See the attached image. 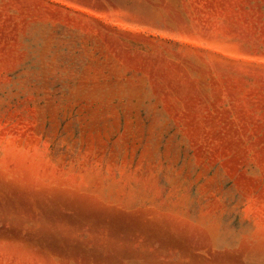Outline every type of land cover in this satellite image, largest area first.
Segmentation results:
<instances>
[{
  "label": "rangeland",
  "instance_id": "obj_1",
  "mask_svg": "<svg viewBox=\"0 0 264 264\" xmlns=\"http://www.w3.org/2000/svg\"><path fill=\"white\" fill-rule=\"evenodd\" d=\"M0 264H264V0H0Z\"/></svg>",
  "mask_w": 264,
  "mask_h": 264
}]
</instances>
